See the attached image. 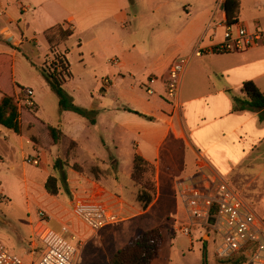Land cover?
<instances>
[{"label": "rangeland", "instance_id": "1", "mask_svg": "<svg viewBox=\"0 0 264 264\" xmlns=\"http://www.w3.org/2000/svg\"><path fill=\"white\" fill-rule=\"evenodd\" d=\"M17 1H20L23 6L28 4L27 0ZM128 1L129 22L126 24L125 31L117 29L118 40L116 42L120 41L122 46L128 47V51L136 52L145 48V46H142V39L145 36H150V34L160 29L159 27L163 23V21H160V16H171V7H161L155 14H151L147 6L153 9L163 2H160V0ZM210 1L181 0L172 5L173 15H176V10H179V12L186 15L195 16L205 8L201 4ZM213 1H215L213 5L216 6L218 0ZM0 2L9 4L11 7L10 13L15 17V22L25 34L24 36L30 38L33 33H36L34 35L38 39L44 38V29L41 28L43 25L31 19L32 11L21 15L18 12V2H15V0H0ZM181 3H186L185 12ZM4 14L3 9L0 7V28H9L16 40H18L21 34L16 24H10ZM135 14L138 17L133 20ZM220 14L221 10L217 12L218 16L215 19V23H222ZM240 20L241 23H244L243 26L246 29L252 30L255 28V30L262 32L264 35V0H241ZM208 24L210 25V23ZM64 28V30L69 29L66 26ZM53 33L55 34L52 37L54 41L61 40L56 31ZM114 42L111 41V44ZM144 43L148 47V51L145 54L148 53L150 56H153V54L157 55L163 48L154 42L148 43L145 41ZM263 44L264 42L258 48L243 53L211 54L201 59L187 56V52H184L172 62L176 63L183 58H191L182 76L180 90L188 98L195 95H203L207 89L212 87L219 90L223 87L232 86L236 81L237 83L241 81V78L249 77L250 72L246 65H248L254 54L264 52ZM109 45L110 43L108 42L107 45L97 51L96 48L98 46L94 44H84L78 48L73 38L68 42L61 43L60 49L68 51V61L71 65V79L63 88L72 98L75 105L88 109L98 95L97 83H99L101 78L108 75L107 69L112 65L109 62L119 60L120 57L117 53L112 51L111 48L106 49ZM132 47L136 48L132 50ZM38 48L39 55L38 58L32 61L33 65L20 54L14 57V78L24 92L26 90L33 92V96L30 99L37 106L38 112L35 118L41 126L33 125L30 119L34 116L35 107L26 106L23 100L18 102L21 106L18 118H20L22 126H25L24 128L22 127V138L11 130L0 126V160L2 161L0 163V231L10 235L13 239L17 237V234L21 238L27 239L29 232L24 184V179H27L29 183L40 181L37 182V185L41 190V194L51 201L50 204L41 200L45 207L36 206L35 212L37 213L43 208L47 211H52L56 215L55 219L52 217L53 221L50 223L52 229L57 231L61 223H66L73 232L76 240L72 241V243L77 248L74 264H109L112 255L130 243L134 236L152 228H159L163 235L159 258L152 264H201L204 255L207 264H217L216 251L218 244L210 229L196 231L192 242L175 233L174 227L179 221L184 220L185 212L172 189L169 191L162 187L160 197L154 198V204L145 215L127 218V215L140 211L138 208L140 203L136 202L139 188L132 182L133 190L128 187L120 194L116 187L119 184L127 186L126 182H128V175L135 155L136 147L133 143L137 140L136 138L122 139L117 129L108 130L104 128L103 123L100 126L91 125L89 122L84 123V121H87L86 119L69 112L68 114H71V116L83 121L74 123L69 119L67 120V131H69L71 136L77 138L80 146L77 153L78 161L81 162L80 165L75 162L74 151L76 145L64 139L59 133L60 130L57 131L54 139L50 135L48 136L47 127L61 128L65 118L63 119L64 116L58 111L57 97L50 91L39 71L43 64L49 65L52 62V54L50 53L46 57L44 41H41ZM52 48L54 51L61 53L57 43ZM91 51L100 54V57L102 56L103 58L101 67L95 72L92 70V66L95 64L94 60L97 61V59L92 56ZM234 69H236V73L232 72ZM122 76H124V79L120 76L113 79V85L107 94L108 101L118 103L121 100V89L133 81V78L124 72ZM10 78V69H6L0 82V90L4 93H11ZM200 105L203 104L197 103L196 108L199 109ZM202 118L203 116L200 119L202 120ZM33 126L34 128L31 129ZM229 145L231 143L227 144V146L221 145L216 148L223 150ZM248 147H250L249 144L231 146L230 150L236 154L239 153L240 158H245L244 152H248V157L245 160L241 159L240 162H225L223 169L218 174L242 195L260 218L264 219V202L261 201V197L264 195V141L258 145L257 152L252 150L254 152L251 155V150H248ZM21 152L26 158L37 157L40 161L39 166L33 167L22 162ZM114 160H117L118 167L114 165ZM10 164L14 165L13 170H10ZM47 176H53L57 180L58 192L56 195L49 194L44 189V182ZM144 178L148 180L150 173L145 174ZM69 179L70 181H75L74 184L78 185V188L80 185L87 184L86 187L90 188L89 191L93 190V188L101 191V186L102 190H106V195L102 200L105 203H111L109 202V195H116L121 202L127 201L138 209L134 210V212H127L126 208L123 209L119 205L115 206L113 212L123 222L102 230L100 234L103 236V242L100 244L95 240L89 241L94 234L85 230L81 225L78 229V223L73 221L69 215L72 197L66 199L67 203L65 204L60 198L67 195V180ZM50 206L52 207L51 209ZM113 231H115V236L109 237L108 233ZM1 244L10 252L12 251L13 254L17 253L10 244L3 241Z\"/></svg>", "mask_w": 264, "mask_h": 264}, {"label": "crops", "instance_id": "2", "mask_svg": "<svg viewBox=\"0 0 264 264\" xmlns=\"http://www.w3.org/2000/svg\"><path fill=\"white\" fill-rule=\"evenodd\" d=\"M27 1L28 4L23 6L20 1L15 0V2H18V12L23 15L32 11L31 19L43 25V27L40 26L44 29V38L42 39L35 37L34 34L36 33H33L30 38L24 36L25 34L15 22V17L10 13L11 7L9 4L6 2L2 4L0 2V7L3 9L4 15L9 20V23L16 24L21 34V37L16 40L9 28H0V56H7L10 62V82L12 85L10 92H12L15 99L18 100L20 90L14 78V57L20 54L26 61L29 60L32 62L34 59L38 58V46L41 41L45 43L46 57L50 55V48L57 43L61 54L65 56L67 61L68 51L61 50L60 47L61 43L68 42L71 38L75 40L78 48L84 44H94L98 46L96 48L97 51L109 42L110 45L106 49L111 48L120 58L119 60L109 62L112 65L107 69L108 75L101 78L99 83H97L98 95L86 110L96 112L94 126H100L101 123H103L104 128L108 130L117 129L122 139L129 137L137 139L133 143L136 147L134 156L141 157L152 166L154 170L156 199L160 197L162 187L166 190L168 189L171 191L172 189V191H174V185L177 180L194 176L197 169L198 155H202L206 159L210 172L220 177L218 173L223 169V164H225V162H240L241 159L245 160V158L248 157V152H244L243 155L245 158H240L239 153L236 154L234 151L230 150L231 146L233 147L235 144L239 146L249 144L250 147H248V150H251V155L252 152H254L252 150L257 152L258 145L264 141V121L259 122L257 114L247 111L238 113L232 112V98L234 96L245 98V95L241 93V85L243 82L252 81L256 87L264 93V52L254 54L251 60H249L248 65H246L249 68V77L241 78V81H238V83L236 81L232 86L223 87L219 90L212 87L207 89L203 95H195L188 98L185 97L182 90H180L179 101L181 108L176 112H172L173 110L170 104L164 97V81L166 79L167 70L177 56L187 52V56L191 57L195 48L209 47L223 41L225 21V14L223 11L224 0H218L216 6L213 5L215 2L213 0L210 2H203L201 6L205 8H203V11L196 14L197 16H192L190 14L186 15L179 12V10H176V15H173L172 5L181 0H160V2L163 3L157 7L155 6L153 9L147 6L151 14H155L161 7L170 6L171 16H160V21H163L161 27H159L160 29L150 34V36H145L142 39V46H145V48L136 52L128 51V47L122 46L120 41L116 42V40H118L117 29L125 31L126 24L129 22L127 12V8L129 7L128 0ZM185 4L186 3H181L184 12L186 11ZM219 10H221L220 18L222 23H215ZM137 17L138 15L135 14L133 20H136ZM208 23H210V25ZM238 24L244 25V23H241L240 16L238 18ZM57 26H62V29H65L64 26H66L69 28L68 30L72 31V35L66 40L61 39L59 41H54L52 37H54L53 35L55 34L53 32L50 33L49 30ZM252 30H255V28ZM45 33L48 37H46ZM7 36L12 38V42L6 40ZM111 41L115 42L111 44ZM145 41L148 43L154 42L163 48L157 55L153 54V56H150L148 53L145 54V52L148 51V47H146V43H144ZM135 48L136 47H132V50ZM90 53L97 59V61L94 60L95 64L92 66V70L95 72L101 67L103 58L102 56L100 57V54L94 53L93 51ZM68 64L70 71L71 65L69 61ZM3 68L0 69V80L3 72L6 71V69ZM235 70L236 69L232 72L236 73ZM123 72L133 78V81L121 89V100L118 103L108 101L107 94L110 87L113 85V79L119 76L124 79V76H122ZM152 79L155 80L150 83ZM69 80L66 81L64 86H66ZM105 81L107 84L104 83ZM148 90L151 91V94L147 92ZM5 96L7 95L0 92V104ZM199 102L203 105H200L199 109H197L196 104ZM17 106L19 112L21 106L20 104ZM33 106L35 107V113L30 120L33 122L34 126H41L35 118L38 112L37 106L35 103ZM132 112H136L139 115H135ZM60 113L64 116L63 119L65 118V121L63 125H61V128H53L60 130L64 139L76 145L74 151L75 162L81 165V162L78 161L77 154L80 146L77 138L71 136L69 131H67V120L69 119L74 123L83 121L71 116V114H68L69 112ZM201 116H203L202 120L200 119ZM17 121L18 132L12 129H6L11 130L22 138V127L24 128L25 126H22L23 124L20 123V118H18ZM84 123H88V121H84ZM34 126L31 127V129L34 128ZM241 132L242 134L240 135ZM229 143H231V145L223 150L216 148L221 145L227 146ZM21 157L23 162L25 156L22 152ZM1 162L0 160V163ZM114 165L118 167L117 160H114ZM13 169L14 165L10 164V170ZM130 173L128 175V182H126L127 186L125 187L124 184H119L116 187V190H118L120 194L128 187L133 190ZM37 182L29 183L27 179H24L25 203L27 207L26 216L29 232L27 239L21 238V236H18L19 234L13 239L10 235L0 231V244L2 241L10 244L12 249L17 251V253L14 254L23 258L27 264H31L36 259L35 256L29 254L31 245V224L36 218L35 207L44 206L42 201H47V203L49 202L51 204V201L47 200V198L41 194ZM74 182L73 180L70 181V179L67 180V195L60 197L63 204L67 203L66 199L70 197L75 196L86 199L93 192H98V200L109 206L112 211L117 205L122 206L123 209L126 208L127 212H134V210L139 208L140 211L132 213L129 216L127 215L128 219L133 216L140 217L145 215L154 204L153 201L147 209L142 210L137 198L136 202L139 206L138 208H134V205L129 204L127 201L121 202L116 195H109V202L111 203H105L102 200L106 195V190H102L100 185L101 191L96 188L89 191L90 188L86 187L87 184L80 185L78 188V185L76 186ZM51 208L50 206V209ZM121 222H123V220ZM108 227L101 229L98 233L91 236L89 241L95 240L99 244L103 242V236H101L100 233ZM77 228H80L79 224ZM114 233L115 231L109 232V237H114ZM142 233L143 232L140 234ZM138 235L134 236L132 240ZM158 258L156 260H158Z\"/></svg>", "mask_w": 264, "mask_h": 264}, {"label": "built area", "instance_id": "3", "mask_svg": "<svg viewBox=\"0 0 264 264\" xmlns=\"http://www.w3.org/2000/svg\"><path fill=\"white\" fill-rule=\"evenodd\" d=\"M6 40L12 42L10 36ZM263 42L262 32L250 31L238 23L226 25L224 21L223 41L209 47L195 48L192 57L198 59L211 54L243 53L259 47ZM190 59L183 58L172 63L167 70L164 97L172 112L181 108L180 83ZM154 80H150V83ZM104 83L107 84L106 81ZM147 92L151 94L150 90ZM22 95L25 105L33 107L30 99L33 92L23 90ZM18 100L22 101L19 97ZM23 162L33 167L40 164L37 157H25ZM174 192L185 212L184 220L174 227L176 234L192 242L196 231L210 229L217 240L218 260L242 251L245 259L238 264H264V219L255 213L238 191L210 172L202 155L197 156L194 176L177 180ZM98 196V192H93L86 199L74 196L70 203L71 219L92 234L122 221L109 206L98 200ZM261 201L264 202V195ZM48 211L45 208L39 210L31 224L29 254L35 256L38 252L31 264H74L77 248L72 243L76 240L73 232L66 223H61L57 231L52 229L50 223L56 215ZM248 246H251L250 250L246 249ZM0 264L27 263L0 244Z\"/></svg>", "mask_w": 264, "mask_h": 264}, {"label": "trees", "instance_id": "4", "mask_svg": "<svg viewBox=\"0 0 264 264\" xmlns=\"http://www.w3.org/2000/svg\"><path fill=\"white\" fill-rule=\"evenodd\" d=\"M223 11L225 14V24L234 25L238 23L240 16V0H224ZM59 34L60 39L66 40L72 35L71 30H64L62 26H57L50 30ZM52 62L49 65L43 64L40 68V74L45 80L50 91L57 97L58 111L71 112L79 117L86 119L91 125L95 124L96 112L89 111L73 103L72 98L65 92L63 86L71 78L69 64L65 56L50 48ZM28 60V59H27ZM29 61V60H28ZM30 62V61H29ZM32 64V62H30ZM9 58L0 56V69H9ZM33 65V64H32ZM1 82V80H0ZM1 89V88H0ZM19 99L24 100L22 91L19 87ZM1 93H4L0 90ZM241 93L245 98L234 96L232 98V112H252L257 114L258 121H264V93H262L252 81H245L241 85ZM5 96L0 104V125L18 132V106L19 100L15 99L14 94L4 93ZM34 107V106H33ZM131 112V111H130ZM139 115L136 112H132ZM58 129L48 127L47 134L53 139ZM62 135V133L59 131ZM63 137V135H62ZM56 168V165H55ZM150 173L147 180L144 175ZM154 170L151 165L139 156H134L130 179L134 185L139 188L137 201L141 209H147L155 198V182L153 180ZM44 189L47 193L56 195L58 192L57 180L53 176H48L44 182ZM163 242V235L159 228H153L138 235L134 240L125 245L119 251L115 252L110 258L109 264H151L158 258V252ZM251 246L246 249L250 250ZM245 259L243 252L233 254L224 260H218L217 264H238ZM207 264L205 255L202 263Z\"/></svg>", "mask_w": 264, "mask_h": 264}, {"label": "water", "instance_id": "5", "mask_svg": "<svg viewBox=\"0 0 264 264\" xmlns=\"http://www.w3.org/2000/svg\"><path fill=\"white\" fill-rule=\"evenodd\" d=\"M207 237V236H206Z\"/></svg>", "mask_w": 264, "mask_h": 264}]
</instances>
